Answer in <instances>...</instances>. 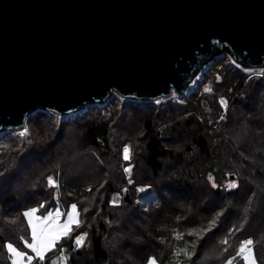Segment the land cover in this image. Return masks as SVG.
<instances>
[{
  "label": "trees",
  "instance_id": "trees-1",
  "mask_svg": "<svg viewBox=\"0 0 264 264\" xmlns=\"http://www.w3.org/2000/svg\"><path fill=\"white\" fill-rule=\"evenodd\" d=\"M210 70L211 91L179 94L171 107L114 98L63 116L37 111L21 128L26 137L19 129L0 134V264H11L6 243L31 253L21 240L30 237L26 208L59 204L65 211L72 202L79 228L33 264H61V250L67 264H146L150 256L158 264H224L247 239L264 264V76ZM129 166L131 174L124 172ZM49 176L58 187H49ZM231 180L236 189L224 187ZM221 210L216 226L203 232ZM192 229L202 235H188ZM84 232L85 245L75 249ZM193 243L190 260L174 257Z\"/></svg>",
  "mask_w": 264,
  "mask_h": 264
},
{
  "label": "water",
  "instance_id": "water-1",
  "mask_svg": "<svg viewBox=\"0 0 264 264\" xmlns=\"http://www.w3.org/2000/svg\"><path fill=\"white\" fill-rule=\"evenodd\" d=\"M224 51L264 67V0H0V132L181 94Z\"/></svg>",
  "mask_w": 264,
  "mask_h": 264
},
{
  "label": "snow or ice",
  "instance_id": "snow-or-ice-1",
  "mask_svg": "<svg viewBox=\"0 0 264 264\" xmlns=\"http://www.w3.org/2000/svg\"><path fill=\"white\" fill-rule=\"evenodd\" d=\"M245 71H250L248 69H245ZM254 75H264V73L254 72ZM205 91H211L210 88L206 87ZM220 104L227 107V101H225L223 98L220 100ZM224 117L221 116V119ZM28 128L25 127L22 131L19 132L20 137H26L28 135ZM123 159L125 161H129L131 159V149L128 145H125L123 148ZM124 172L131 174L132 168L131 166L125 167ZM4 173L0 172V176H3ZM209 182L212 183V187L216 188L218 185L214 182L213 177L211 174L208 177ZM48 185L49 187H58L56 180L49 176L47 177ZM129 183H132L131 180L128 181ZM226 189H236L238 187V182L236 180L229 181L225 186ZM138 191H144V189H138ZM112 204H118L119 199L114 198L111 201ZM251 198L249 199V206H251ZM45 207L44 204H41L38 208H30L22 213V216L27 220V225L31 229V243H29L27 240L24 239V237H21V240L24 242V247L27 249H30L33 255H28L24 251L18 250L17 247L13 245V243H6L4 247H6L7 252L10 254L9 259L11 261V264H33L34 260L36 258L39 259V261H44L46 259L45 254L50 252L52 249L56 248L59 244V242L63 239L68 238L72 232H73V226L79 228L82 221L79 219L80 213L77 210V205L72 204L71 210L67 212L66 219L61 223L60 217L62 215L60 210V205L57 204L55 211H48L46 215L39 216L37 215V212L40 209H43ZM84 211H87L85 209ZM249 211V208H245V215L247 218V213ZM223 215V210L221 212L216 213V216L209 222L210 227L203 229V232L210 231L212 227L216 226V223ZM241 227H243V224H241ZM237 231L239 229H236ZM232 230H230L231 233ZM183 233H175V239L182 240L183 239ZM188 235H197L199 238L202 233H198L195 229L189 230ZM87 233L84 232L78 236L75 237L74 246L75 249H80L85 245L86 242ZM222 244H227L228 240L225 239L221 241ZM224 251H227L225 249ZM195 253V243L192 245V250L189 251L188 247L185 246L182 249H179L174 252V257H180L183 255L184 257L188 258L189 260ZM242 258L243 264H257V259L254 254V241L252 239L244 240L241 244L239 249L236 252V257H232L227 259L224 264H233V261L237 258ZM59 260L61 261V264H67L68 257L63 254V250H61V256L59 257ZM147 264H157V260L154 257H149ZM175 264H180V261L177 259L175 261Z\"/></svg>",
  "mask_w": 264,
  "mask_h": 264
},
{
  "label": "rangeland",
  "instance_id": "rangeland-1",
  "mask_svg": "<svg viewBox=\"0 0 264 264\" xmlns=\"http://www.w3.org/2000/svg\"><path fill=\"white\" fill-rule=\"evenodd\" d=\"M227 59H231V62L229 63V65H227L225 63V60H227ZM219 63H220V65H218ZM225 66L229 68V73L230 72L231 73H233V72H236V73L245 72V73H249V74H253L254 72L264 73V67H251V68L242 67L239 63H237L232 58V56L227 51H224V52H221L218 55H215L214 57L211 58V60H209L204 65H202L201 68L199 69L198 73L194 76V78L192 79V81L188 85V87L181 94H185L184 97H186V98H193V96H195V94L198 95V91L206 92L205 91L206 87H208V88H210L212 90L213 86H214V82L211 79V73L210 72H212V71L210 69L212 68L213 72L214 71H216V72H222L223 71L224 72L226 70ZM245 69H248L250 71H245ZM261 76H264V75H261ZM177 95H179V94H176L175 92L171 91V94L169 96H167V97H161V98H158L156 100H150V101L152 103L156 104L157 108L162 106V105H164V104H168L171 107V99H172V97L176 98ZM114 98H119V100L126 99V98L120 97L118 95H114V96L109 98L104 103H109V105H110L111 104V100L114 99ZM135 101H142V100H135ZM161 101L164 102V104L161 105V103H160ZM100 104H103V103H100ZM98 105H99V103H98ZM15 130H18V129H15ZM19 130H22V129L19 128ZM4 132L5 131L0 132V134H3ZM72 204H74V203L73 202L69 203L65 211H63V209L60 206V210H61V213H62V215L60 217L61 223H63V221L66 219V214H67L68 211L71 210V205ZM56 206L57 205H55L53 208L48 209V210H46L44 212H37V215L44 216V215L47 214L48 211H55ZM30 208H34V207H28V208L25 209V211L30 209ZM29 232H30V237L28 239H25V240H27L29 243H31V229L30 228H29ZM14 246L17 247L16 245H14ZM17 248L20 251H24V250L20 249L19 247H17ZM32 254H34V253L31 252L28 255H32ZM64 255H66V253ZM150 257H153V256H150ZM147 261H148V259H147ZM147 261H146V264H147ZM57 263H61L59 258L57 260ZM25 264H26V261H25ZM233 264H237V263L233 262Z\"/></svg>",
  "mask_w": 264,
  "mask_h": 264
}]
</instances>
